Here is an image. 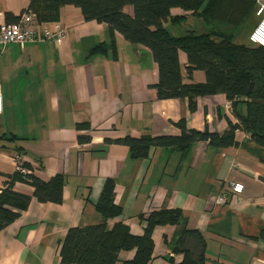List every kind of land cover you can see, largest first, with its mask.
I'll return each mask as SVG.
<instances>
[{
	"label": "crops",
	"instance_id": "0c3cea01",
	"mask_svg": "<svg viewBox=\"0 0 264 264\" xmlns=\"http://www.w3.org/2000/svg\"><path fill=\"white\" fill-rule=\"evenodd\" d=\"M28 4L0 0V26L15 24ZM123 11L132 15L129 6ZM172 16L184 17L172 27L178 36L200 26L189 13L172 10ZM41 24L51 32L64 28V39L0 47V188L15 178L14 156L20 154L42 181L64 176L62 202L31 198L27 209L0 232V264H61L60 246L68 230L101 223L95 205L107 180L113 182V202L121 211L108 219L109 229L122 224L141 235L150 213L180 214L177 224L153 228L148 264H180L183 255L174 247L186 230L204 239L203 264H262L264 147L248 131L236 130L229 147L196 142L184 153L152 149L138 159L125 145L104 142L178 135L174 123L179 120L188 128L221 135L247 116L250 100L238 99L233 105L224 94L214 93L197 97L190 111L186 99L157 98V65L148 49L117 33L111 36L105 24L86 22L69 6L60 10L58 21ZM101 44L106 51L92 54ZM179 65L183 83H205L202 71L187 77L183 52ZM83 124L90 129L77 128ZM78 136H88L89 143L79 144ZM230 183L243 185V192L233 193ZM12 189L32 196L24 184L13 182ZM217 194L225 196L224 206L214 204ZM133 255V250L121 251L119 259Z\"/></svg>",
	"mask_w": 264,
	"mask_h": 264
},
{
	"label": "trees",
	"instance_id": "16d2710c",
	"mask_svg": "<svg viewBox=\"0 0 264 264\" xmlns=\"http://www.w3.org/2000/svg\"><path fill=\"white\" fill-rule=\"evenodd\" d=\"M233 6H231V2ZM79 10L84 21L105 24L111 36L117 33L128 43L149 50L157 65L158 81L154 88L160 100L186 99L188 109H195L197 97L214 93L224 94L233 105L246 98L247 116L238 123L229 124L223 134L188 128L185 120L174 123L178 135L127 136L117 140H105V144H122L130 150L134 159L144 158L152 149H169L184 153L196 142H206L216 148L234 145L233 133L238 129L250 133L251 139L264 147V48L234 44L240 29L235 27V14L242 11L243 21L256 6V0H29L27 11L35 16L38 24L56 22L63 7ZM129 6L132 15L124 13ZM224 7L221 9V7ZM172 10L189 13L200 26L188 28L176 36L173 26H179L184 17L172 16ZM254 12V8H253ZM235 27V29H233ZM113 44V41L111 42ZM101 44L92 54L104 53ZM179 52L187 58V77L193 71L205 74L204 84H185L180 73ZM258 100V101H257ZM89 130V125L77 126ZM88 136H78L79 144H87ZM20 155V154H17ZM21 168L27 173L16 174L12 182L0 188V232L12 224L27 209L31 198L39 203L60 204L65 178L61 174L42 181L33 174L26 162ZM13 182L31 188L32 196L14 192ZM113 182L105 181L101 196L95 205L101 215L100 224L83 228H71L60 246L61 264H148L152 259V231L157 225L177 224L180 214L176 210L152 212L144 218L141 235H133L128 227L116 224L107 227L108 219L120 214L113 202ZM134 251L130 260L121 261V251ZM174 252H180V264L204 263V239L193 231H184L177 239ZM170 264H174L170 262Z\"/></svg>",
	"mask_w": 264,
	"mask_h": 264
},
{
	"label": "built area",
	"instance_id": "2783aa9c",
	"mask_svg": "<svg viewBox=\"0 0 264 264\" xmlns=\"http://www.w3.org/2000/svg\"><path fill=\"white\" fill-rule=\"evenodd\" d=\"M254 16L257 22L249 34V43L255 47L264 48V0H256ZM65 35L64 28L56 26L54 32H51L35 23L33 14L26 12L15 24L0 26V47H6L7 45L23 47L26 44L34 45L43 41H57L60 43ZM3 109L2 88L0 86V115L3 113ZM14 160L20 172L27 173L25 169L21 168L22 160H20L19 155H15ZM230 189L235 194H241L244 187L238 183H230ZM214 204L224 206L226 204L225 196L217 194L214 197Z\"/></svg>",
	"mask_w": 264,
	"mask_h": 264
},
{
	"label": "rangeland",
	"instance_id": "374dc122",
	"mask_svg": "<svg viewBox=\"0 0 264 264\" xmlns=\"http://www.w3.org/2000/svg\"><path fill=\"white\" fill-rule=\"evenodd\" d=\"M218 1L221 3L224 0H218ZM230 2L232 3V1H230ZM231 6H233V3L231 4ZM222 8H224V7L222 6L221 9ZM253 8H254V11H255L256 6L255 7L253 6L252 9H251L250 14L248 16H245V17H247V19L245 21H243V18H244V16H243L244 13H242L243 11L240 14L236 13V11L234 12V14H235V22H234L235 27H236V29H240V31H239L240 35H239L238 38H236L233 41L234 44L248 45L249 34L253 30L254 26L256 25L255 23L257 22L255 16H253L254 15ZM26 12H30V11H27V9H26L23 14H25ZM30 14H33V13L30 12ZM34 18H35V16H34ZM35 23H38L36 21V19H35ZM38 25L43 26L42 24H38ZM187 27H189V26L187 25ZM235 27L233 29H235ZM178 34H180V33H176L175 35L178 36ZM19 157H20V160H22L20 155H19ZM18 173L24 174V173L20 172L19 168L16 165V174H18Z\"/></svg>",
	"mask_w": 264,
	"mask_h": 264
}]
</instances>
